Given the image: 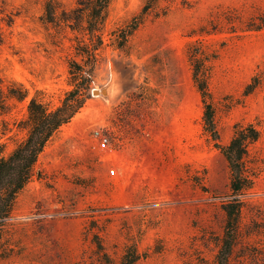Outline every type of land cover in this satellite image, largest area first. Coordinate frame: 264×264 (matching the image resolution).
I'll return each mask as SVG.
<instances>
[{
  "label": "rangeland",
  "instance_id": "rangeland-1",
  "mask_svg": "<svg viewBox=\"0 0 264 264\" xmlns=\"http://www.w3.org/2000/svg\"><path fill=\"white\" fill-rule=\"evenodd\" d=\"M45 1L0 0V156L26 139L32 99L62 104L72 60L94 65L90 97L17 197L0 264H120L128 249L139 254L134 264H215L223 205L234 199L243 208L230 264H264V0L153 1L123 47L149 0H113L95 63L77 53L83 30L43 20ZM56 1L70 12L79 0ZM192 45L206 61L221 144L238 123L261 132L242 194L204 130Z\"/></svg>",
  "mask_w": 264,
  "mask_h": 264
},
{
  "label": "trees",
  "instance_id": "trees-1",
  "mask_svg": "<svg viewBox=\"0 0 264 264\" xmlns=\"http://www.w3.org/2000/svg\"><path fill=\"white\" fill-rule=\"evenodd\" d=\"M112 1L79 0L77 6L70 12H62L56 0H46L43 20L48 23H66L72 30H83L86 39L77 41V53L84 60L95 63L98 52L104 45L103 29ZM153 1L157 0H149L143 14L136 17L123 31L122 47L125 45L127 38L143 24L148 7ZM262 27H264V23L259 28L262 29ZM259 28L251 30L259 31L261 30ZM189 60L194 84L201 93L204 102V130L216 146L221 148L227 159L231 170V190L235 194H242L252 186L246 160L250 146L260 139L261 132L253 123H238L235 126L231 141L227 145L221 144L215 108L211 102L206 61L202 53H199L196 45H192L189 49ZM86 64H88L87 61L85 64H81L76 60L70 62L69 72L72 89L57 108L49 109L43 101L37 98L31 100L28 106L27 125L29 132L26 139L17 145L8 157L0 156V246L5 222L11 217L17 197L33 179L39 157L57 132L69 124L84 108L90 97L94 65L87 68ZM259 85L260 82L255 77L248 85L246 94H252ZM2 92L3 79L0 77V103L3 102ZM242 208V202L238 199L228 201L223 205L226 219L215 264H230L240 234ZM98 245L102 249V245L100 243ZM139 258V254L135 249H128L120 264H134ZM109 261L106 263L112 264Z\"/></svg>",
  "mask_w": 264,
  "mask_h": 264
},
{
  "label": "built area",
  "instance_id": "built-area-1",
  "mask_svg": "<svg viewBox=\"0 0 264 264\" xmlns=\"http://www.w3.org/2000/svg\"><path fill=\"white\" fill-rule=\"evenodd\" d=\"M102 146L106 148L109 145V139L107 137L101 138ZM113 174L115 173V170H112Z\"/></svg>",
  "mask_w": 264,
  "mask_h": 264
}]
</instances>
